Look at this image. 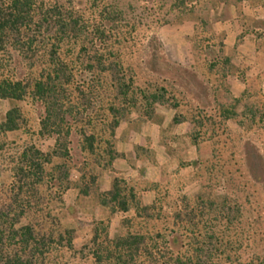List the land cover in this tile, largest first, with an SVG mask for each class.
Here are the masks:
<instances>
[{"label":"trees","instance_id":"trees-1","mask_svg":"<svg viewBox=\"0 0 264 264\" xmlns=\"http://www.w3.org/2000/svg\"><path fill=\"white\" fill-rule=\"evenodd\" d=\"M131 1L124 6L122 0H0V99L30 108H12L0 120V264H264L258 255L246 256L262 218L258 186L264 187V179L250 166L247 143L240 146L244 152H233L238 144L227 128L239 118L246 130L262 128L264 104L250 105L247 96L216 112L208 106L182 116L165 88L156 83L150 91L152 82L136 86L122 49L145 7ZM170 1L175 18L192 10V0ZM244 1L253 7L261 2ZM205 41L199 35L196 45L207 71L224 69L228 60L215 62L202 47ZM157 105L170 106L178 113L175 122L188 120L198 129L191 135L194 143L212 146L211 158L195 163L201 193L175 200L168 210L162 201L142 206L122 181L115 180L109 192L97 188L96 170L110 168L117 156L119 124L133 110L151 118ZM219 130L224 134L215 135ZM20 134H32L30 141L9 147L7 139ZM36 141L51 146L43 150ZM255 160L264 175L262 158ZM216 187L223 188L221 195ZM72 188L107 211L79 250L74 230L63 227L54 212ZM130 210L134 215L121 222L124 233L110 237L111 218Z\"/></svg>","mask_w":264,"mask_h":264},{"label":"crops","instance_id":"crops-1","mask_svg":"<svg viewBox=\"0 0 264 264\" xmlns=\"http://www.w3.org/2000/svg\"><path fill=\"white\" fill-rule=\"evenodd\" d=\"M190 7L192 10L174 25L165 27L164 45L171 61L196 68L200 57L205 58L196 45L202 35L207 40L202 47L209 48L215 62L220 57L228 60L224 69L218 65L215 71L201 74L205 79L223 78L219 86H205V95L222 93L240 100L249 96L252 84H259L263 90L264 0L256 7L244 0L234 5L220 0H192ZM202 21L207 23L205 29ZM177 114L168 105L155 106L151 118L132 111L116 129L117 156L111 167L96 170L98 191L109 192L115 180L122 181L133 189L142 206L159 201L166 192L177 198L198 195L201 189L195 163L205 156L199 143L191 139L196 128L188 120L175 122ZM63 202L62 223L74 230V245L87 244L95 224L106 219V209L94 197H80L76 188L66 192ZM72 209L70 216L66 212ZM133 215L132 210L115 213L109 224L110 237L121 236L125 231L122 220ZM83 223L86 225L81 226Z\"/></svg>","mask_w":264,"mask_h":264},{"label":"rangeland","instance_id":"rangeland-1","mask_svg":"<svg viewBox=\"0 0 264 264\" xmlns=\"http://www.w3.org/2000/svg\"><path fill=\"white\" fill-rule=\"evenodd\" d=\"M122 2L125 6V4L128 3V0H122ZM131 4L135 6L145 7V9L138 10L139 12L137 11V20L134 24L136 28L133 33V37L130 38L128 44H124L125 49H122L124 51L122 53V60L126 63L127 66H130L131 70L133 71L136 86L143 88L148 82H152V84H155V86L149 88L150 91L155 90L156 83L158 88H165L166 93H168L167 95H165V97L168 98L170 95L172 96V98H174L175 102L180 105V109L178 112L182 116H188L189 113L191 115V112L194 113L196 109L204 110L208 106H210V109L213 108L214 111L218 109L219 105L229 107L233 100V98H231L230 96L222 93L217 95H205L203 89L205 86H207V88H214L216 86H219L220 82L217 81L218 79H212L210 84L209 82L207 84V79L202 78L201 74L203 75V73H206L207 68H205V65L201 59L194 65L196 66V68L189 69L183 67L178 63L172 62L170 57L168 56L166 47L164 45L167 38L165 27L174 25L178 19L175 18V15H173L172 12L170 13L171 1L132 0ZM261 89L262 88H260L259 84H252L249 89L250 105L261 106L264 104V87L263 90ZM197 92H199V95L196 94ZM213 101H215L216 103L212 104ZM240 107L243 109V103H240L236 108V112L238 114L243 111H238ZM12 108H20L24 111H30L29 106L25 102H15L11 100L0 99V120H2L7 111ZM209 108H207V110ZM133 111H138L141 114L139 110ZM238 120L243 121L244 119L239 118ZM238 120H230L227 123V128L230 131L231 138L234 139V142L236 144H238V147L233 150V152H244L243 150H241L242 147L240 148V146L247 143L250 148H247L244 153L248 155L250 166L252 170L256 171V174L264 179V175L261 173V170L260 173H257V169L260 167L256 166V163L258 161L255 160V157L259 156L263 161L261 162L259 160L260 163H263L264 165V126L261 125L262 128H260L254 125L250 130H246L244 129V127L238 126ZM27 129L28 128H26L25 132L30 133V131H27ZM197 130L198 129L196 128L194 132H196ZM224 132L222 130H219L215 132V135L219 136L224 134ZM29 135H12L7 139V144H9V147L12 148L21 146L23 143L30 141L31 137L29 138ZM37 144L43 150L47 145L51 146V143L43 145L40 141L37 142ZM199 145L202 154L205 156L201 160L211 158V142L199 141ZM229 152L230 150H223V153L225 155L229 154ZM78 176L79 175H77L75 172L72 173V179L74 181L77 180ZM199 185L201 189L199 193H201L202 182H199ZM261 187L262 185L260 184V186H258V189L260 190L259 199L261 202L262 218L261 222L258 224V226H256L258 235L256 237V240H254L250 244V250H248L249 255L245 254L246 256H248V258H252L253 256L255 257L258 255L262 259H264V187ZM215 191L218 195H221L223 193V188L216 187ZM167 195V192L166 194L164 193L159 200L165 203L164 206L166 210L171 208L175 200H181L185 198L180 196L177 198ZM73 210L74 209H72L70 213L69 211L65 212L70 215L73 214ZM62 211H64V206L61 205H57L54 211L55 214L60 218L61 223ZM83 224H81V226L86 225L85 223ZM77 225H80L79 222L77 223ZM62 226L68 228L63 223ZM92 230L94 231V228ZM74 247L79 250L83 246L76 247L74 245ZM76 261L78 260L76 259Z\"/></svg>","mask_w":264,"mask_h":264}]
</instances>
